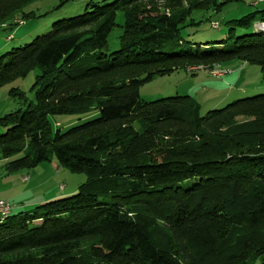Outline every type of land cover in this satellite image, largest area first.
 Returning <instances> with one entry per match:
<instances>
[{"label": "trees", "instance_id": "1", "mask_svg": "<svg viewBox=\"0 0 264 264\" xmlns=\"http://www.w3.org/2000/svg\"><path fill=\"white\" fill-rule=\"evenodd\" d=\"M38 1L0 0V29L79 0L27 10ZM238 1L87 0L82 14L0 56V88L38 73L34 103L0 118L5 170L54 160L86 175L74 195L16 213L9 205L0 264H264V94L204 117L187 96L139 97L156 76L235 60L257 65L264 81V33L252 29L264 12L223 23L220 41L183 33L198 34L195 12ZM124 70L134 74L117 76ZM94 114L65 132L47 119Z\"/></svg>", "mask_w": 264, "mask_h": 264}, {"label": "rangeland", "instance_id": "2", "mask_svg": "<svg viewBox=\"0 0 264 264\" xmlns=\"http://www.w3.org/2000/svg\"><path fill=\"white\" fill-rule=\"evenodd\" d=\"M86 1L79 0L73 4H67L63 9L54 11L47 17L26 21L23 25L0 29V56L47 33L54 21L82 14ZM56 2L57 0H41L32 4L27 10L42 15L53 8ZM253 3L256 4L253 5ZM157 4L160 5V10L164 11L161 5L163 3ZM165 12L168 14L167 11ZM261 12H264V0L231 2L216 12L197 11L193 18L196 22L202 21L197 27L198 34L190 36L193 32L192 29H186L183 33L189 35L187 37L192 41H220L226 37L228 32L227 28L223 27V23L233 24L251 14L259 16ZM207 19L216 22L217 28H212L206 21ZM122 23L123 16L119 13L117 24L121 26ZM246 33H248L246 30L235 28L237 36ZM120 34L121 29L115 27L108 37L110 49L117 48V38ZM207 67V70L191 72L188 69H179L169 75L156 76L151 82L139 88L140 100L152 102L168 97L187 96L199 106V112L204 117L208 112L222 109L237 100L264 94V81L257 65L235 60L223 65H216L214 68ZM217 73H223V75L217 76ZM133 74L132 70H124V73L117 76L129 77ZM37 75V70H33L26 77L12 81L0 88V118L34 103L32 87ZM96 117L98 116L94 114L89 118L49 116L47 119L53 131L59 129L65 132ZM3 132L4 130L0 127V134ZM6 165L7 161L0 159V201L10 205L12 213L28 211L51 199L74 195L78 187L86 181L84 173L71 172L60 167L54 160L41 163L29 170L21 169L13 172H7Z\"/></svg>", "mask_w": 264, "mask_h": 264}, {"label": "bare ground", "instance_id": "3", "mask_svg": "<svg viewBox=\"0 0 264 264\" xmlns=\"http://www.w3.org/2000/svg\"><path fill=\"white\" fill-rule=\"evenodd\" d=\"M252 29H253L255 32H257V33H264V26H260V25L257 24V23H254V24L252 25ZM188 70L192 72V71H196V70H206V68H203V67H192V68H189ZM214 72H216V71H214ZM224 74H225V72H224ZM220 75H223V73H222V74H218V73H217V76H220ZM10 210H11V208H10L9 210H5V211H4V217L7 216V215H9Z\"/></svg>", "mask_w": 264, "mask_h": 264}, {"label": "built area", "instance_id": "4", "mask_svg": "<svg viewBox=\"0 0 264 264\" xmlns=\"http://www.w3.org/2000/svg\"><path fill=\"white\" fill-rule=\"evenodd\" d=\"M255 4L256 3H253V5H255ZM256 23L259 24L260 26L261 25H264V23H262V22H256ZM213 27L215 28L216 27V24H213ZM220 76H222V75H220ZM10 208L11 207L8 204L0 201V217H4V211L5 210H9Z\"/></svg>", "mask_w": 264, "mask_h": 264}, {"label": "water", "instance_id": "5", "mask_svg": "<svg viewBox=\"0 0 264 264\" xmlns=\"http://www.w3.org/2000/svg\"><path fill=\"white\" fill-rule=\"evenodd\" d=\"M261 26H264V25H261Z\"/></svg>", "mask_w": 264, "mask_h": 264}]
</instances>
